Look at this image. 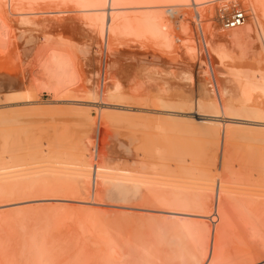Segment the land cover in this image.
Segmentation results:
<instances>
[{
    "label": "rangeland",
    "instance_id": "374dc122",
    "mask_svg": "<svg viewBox=\"0 0 264 264\" xmlns=\"http://www.w3.org/2000/svg\"><path fill=\"white\" fill-rule=\"evenodd\" d=\"M0 1L1 2L3 1L2 3L0 2L1 3L0 5L3 8H5L4 10H6L5 11L6 15L4 13L3 14L6 16V18H8L9 16V18L7 19L9 22L6 19H5V22L9 25V28L11 25H12L11 28L16 27V28H13V30L16 29L14 30L15 32L13 31V33H15V37H14L11 30L8 27L2 28L4 26L0 23V26L2 25L0 27V73H3L5 77H10V76L15 77L14 78L15 81L11 86L8 85L9 81L8 82L4 81V83L1 84L2 86H0V138L2 137L0 139V143H1L0 144V157H1V161H3L2 164H4L5 161H7L5 163L7 164L6 166H11L13 164H20L22 161L21 159L24 157L23 154L25 155L26 152L28 153L29 151H31L30 147L32 146L30 145H36L37 142L47 143L49 145L48 146L49 148H47L46 155L51 154V156L49 157L47 155L46 157V155H44L45 160L56 159L57 156L55 154L57 152L59 153L60 152L59 150L62 151L63 156L66 155L67 153L68 155L69 153H71L72 155L74 154L73 152H74L75 147L71 150L63 149L62 147H61L62 149H60L59 147L62 145H65L66 143L68 144L70 143L71 145L73 144V146H77V144L79 143V141L77 140H80L79 137L85 135V133L83 132H86L88 130L90 133L91 130H89V128H91L94 125L95 126L102 125L101 131H100L102 135L101 137H99L100 138L99 139V146H100L99 151H100V155L101 154L102 155L98 159L100 160L101 157L107 154L106 157L108 158L106 157L104 158H106L107 160L108 159L112 160V161L109 160L108 162L105 159L106 162L109 163V165L111 164L110 165L111 167L115 166V168L117 167L120 169H126V170H129L130 172H132L133 170L131 174L133 173L140 174L141 175L140 177L142 178H144L145 176L146 179L144 178V180L148 179V181H144L143 179L142 180L144 181V187L145 185L146 186L148 185L147 190L149 191V193H147L146 191L147 187L145 188V191H146L145 193L149 199L153 198L155 195H158V192L159 193L162 192L161 193L162 195L164 193V191L162 190H165V191L169 190V191L175 192L176 189L174 188L173 190L172 185L169 184L171 182L172 184H174V181H176L175 183L182 182L181 184L183 186L179 187L180 188L178 189L179 191L199 195L201 193H200V190L196 189V186L198 187L199 184H201L199 187L204 185V183L202 184L200 182H206L205 184H207L210 181L212 182L214 181L213 185H215L216 182L220 180L221 183L220 182L219 183L223 184L221 185L223 186L221 189H224L225 186L227 185L226 188L229 187L227 189L237 190L236 192L238 195H236V197H242L241 193L244 192L245 193L244 195L246 197H247V194H249L247 197L248 199L250 195H253L254 193L257 196L256 200L257 199H260V200H257L256 203H253V205L251 204V206H253V209H256L257 211H258V208L259 210L261 209L259 211L261 215L264 213L263 212L264 205L261 204V202L263 201L262 199L264 197L260 198L258 194L256 193V192H259V193L264 194V184H263L264 182V94H261V91L253 92V97H254V101H253L254 106H252L254 108L253 110L251 107L252 104L250 106L248 105V107L247 106L241 107L240 104L236 102L234 103V101H232L229 98L224 99V100L223 98H221L223 101L219 102L218 100H216L209 94L208 92L209 85H207L209 84L208 77L210 74L212 75V73L213 74L217 73L216 76L222 80L221 81L220 79H218V81L220 80L224 84H228L230 86L232 85L231 80L235 77H236L235 80L245 79L246 76H243V75H247V77L250 75L249 78L252 76L251 78L253 80L258 81L259 83L263 82L262 80L264 79H263V76L261 75L262 74L264 75V61H263L264 52L263 53L260 52L261 55L257 54L258 52L257 53L255 52L256 50L255 46L257 49L258 48L261 49V47L264 48L263 40H257L256 42H254V44H252V47L254 45L255 46L253 47L254 49L252 48L250 52L252 53L254 50L255 52L254 54H249L250 52H248L247 53L248 55L246 54V56L240 53L232 54L233 58L236 57L235 59H230V57L232 58V55L224 51L222 52L225 53V56L222 53H220L221 55L218 54L220 51H218L217 53V51L212 50V49H210V52H208L209 47L207 46L203 47L201 42L198 40L200 37L199 35L200 33H198V30L196 28L197 25L195 26V21L193 20V17H192L193 15L191 14L192 12V7H191L192 1L191 0H181V1L180 0H174V1L170 0L172 1V4L178 3L177 4L178 7L181 6L178 10H177L178 8L177 5L175 6V4H174L175 8H172L174 6L171 5V2L169 0H163V2L161 0H123V2L124 1L129 2V6L131 5V7L132 6L134 7L135 5L145 6L146 4L156 7V8L153 7L151 10L159 12L162 15L163 21L167 22V24L168 22H170L168 24L169 30H170L169 35L171 36L173 35V38H172L171 36L167 34L166 35L167 37L166 36L165 37L168 39L162 38V40L160 38L151 37L147 34L139 36V37L134 34L131 35V33L127 30V28L123 24L119 25L115 35H111L107 38H104L103 36L99 34V32L97 33L98 31L97 27L88 25L89 21H87L88 20L87 12L88 10H90V7H91L90 2L88 0H27L28 2L26 0L17 1L16 2L17 5L16 3H14L15 5L13 6L14 8L16 7L14 11L16 10L17 12L11 11L10 13H9L8 0L6 1L0 0ZM183 1H185V3H183ZM206 1L207 0H202V2H205V3L204 4L201 3L200 5V7L204 10L203 12H204L205 17L203 16L202 23H203L205 32L208 34L209 32L215 29L218 31L220 30L219 32L230 31L231 27L230 28L225 27L223 25V22L218 24L215 18H220V17L229 15V11L231 13L232 6H234L233 2H235V0L234 1L229 0V1H226L225 3L224 1H221L220 3H218L217 0H211L212 2L210 1V4H209V1L207 2L208 4L206 3ZM241 1H242L241 4L236 3L234 9L242 7L243 9L245 8L247 11V9H249L248 5H246L248 0H241ZM187 2H188V5H187ZM3 3L4 4L6 3L5 4L6 7H4L5 5ZM18 4H21L20 8H17L19 7ZM162 4L163 5L165 4L166 7L165 5L164 7L163 6L161 7ZM183 4L188 6L189 9L186 6L184 7ZM224 4L230 7H225ZM22 5L24 8L31 7L32 10L35 8L34 11H37L40 14V16H38L39 15L38 13L36 14L37 18L33 16L34 23L36 21V24L35 25L33 24V26L32 24H29L30 25L29 28H31V31L30 29L28 30V27L26 28L24 23H22L23 25L20 24L21 26L18 25L21 22V20H20V17H18V19L16 17L19 16V11L22 10L21 8H23ZM157 6H160L161 9H158ZM168 7H170L171 10L172 11L174 10V11L172 12L171 10H169ZM175 9H176V12H175ZM23 10L25 11V9ZM164 10H165V13H164ZM20 12H23V11H20ZM127 12H138V11L134 10V11H127ZM225 12L226 14H222ZM248 17L249 16L246 15L245 18L250 21V18L248 19ZM169 18L171 19L169 20ZM182 18L183 19L185 18V19L182 20ZM213 21H214V24L216 22L217 25L216 24L214 25ZM259 21H261L260 23H262V26L264 27V23H263L264 18H259ZM15 23H17V25ZM37 23L39 25H37ZM24 26L26 28V31H22V30H25ZM6 29L9 31V34H8V31H6ZM191 29H192V32H191ZM29 31L31 33L28 35L27 33H29ZM23 32H26V33L23 34ZM31 34L34 35L35 37L32 36ZM98 34L102 38H100ZM27 35L28 36L31 35L30 36L31 40H32V37H34V39L32 40L33 41L32 43H30L31 40L30 42L25 40V39H29ZM169 38L172 39V42L169 43L170 45L172 44L171 46L166 45L168 40L170 42ZM187 38L188 39L190 38L192 40L190 41V39L188 40ZM105 39H107V42ZM103 41H105L104 42L105 44L103 43ZM261 42L263 46L261 45ZM191 43H192V47L194 45L193 51H192L193 48L192 47L190 48ZM199 44H200V48H199ZM186 45L187 46L189 45V47H187ZM100 48L102 51H100ZM66 49L69 50L70 54L69 52L66 51ZM81 49L82 50L84 49L85 51L84 50L83 51L86 52V54H83L84 52L81 51ZM260 49L258 50L261 51ZM26 50L29 52H27ZM61 51L63 52L65 51L69 55L72 56L74 66L76 67V70L78 71L77 72L75 71L77 74V75L75 74L76 80L74 79L75 81L74 82L72 81L71 82L72 84H70L69 82V85L68 83L66 84L67 88L64 86H58V88L56 89L58 84L52 72L54 73L57 71L58 72H61V71L59 70L46 71L45 70L46 67L43 68V60L45 63V59L48 60L49 58L50 60V57H52L55 53H59ZM226 55H228L229 57ZM236 55L240 56L239 57L240 59ZM249 55L250 57L247 58ZM100 56H101L102 61L100 59ZM107 56L110 59H108ZM243 56H244V59H242ZM261 59H263L262 60L263 62L259 61ZM106 61H107V67L109 70L108 71V81L106 83L107 85L104 90V93H100V90L96 88L97 84L95 86V81L97 80H95L94 77H96L95 75L97 71L99 70L101 71L104 68V64ZM40 62L42 64V67L40 66ZM202 63L204 64V66ZM212 65L214 66V69H215V71L213 70L214 72H210V67H212ZM183 71H184V76H183L184 79L182 77ZM185 72L186 73L188 72L189 74L190 73L193 74V75L190 74L191 78H194L192 79V82L189 81L190 82L189 83L188 81H186L187 77L185 78L186 76ZM207 72L210 74H208ZM227 72L229 73L227 74ZM78 73L80 76L78 75ZM222 73H226L227 75L226 74L223 75ZM232 73L238 74L239 77L236 74L234 77V74ZM239 73H242V74L239 75ZM89 74L92 76H89ZM240 76L243 78H240ZM90 77H92V79L90 80L91 82L89 84L92 88L91 93H89L90 92L89 90H91V88L88 87L89 85L86 84L87 79H85V78H90ZM227 77L228 78L230 77L231 80H229L230 78L226 79ZM254 78H257V79H254ZM116 80H119V81H116ZM117 82H120L119 87L120 86L121 88L123 87L122 90L124 93L122 92V95L120 94L121 89H118L119 95L118 93L117 95H113V94H116L115 92L117 91V86H118ZM112 83H115L116 87L113 86L114 84L112 85ZM91 84L94 86H92ZM60 88H62L63 90ZM111 88H114L112 89L113 91L111 90ZM96 89L97 91H95ZM8 91L10 92V94H8ZM14 91H18L17 93H19L18 96L20 99L24 97V95L27 94L26 95L27 97H25L26 100L30 99V97H33L34 100H32L31 98V102H29L31 104H29V103H25L26 100L24 102V99L23 100L22 99L20 100L19 98L14 99L18 97V96L15 97V95L17 94H11V93H14ZM94 91L97 92V94L94 95L95 93ZM9 95L10 96L12 95L11 97L14 100L8 99V98H11ZM97 95L98 97H95L94 99V96H97ZM103 95L104 97L102 98ZM246 108H249L251 110L246 109ZM239 110L241 111V114ZM42 111H43V114H42ZM110 127L115 131H119V132H116L119 135V137L116 133L114 134V135H117L118 138L112 137L113 135L112 133H114L115 131L113 132L112 129L110 131L109 130ZM106 130L107 132L110 131L109 135H111L112 138L105 134ZM76 135H79V136L77 137ZM125 135H128V137ZM74 136L76 137L74 138ZM104 137L106 138V140L108 137L109 138L106 141ZM117 139L120 142L117 141ZM57 140H59L60 144L59 142H57ZM133 140H134V143H133ZM53 141L59 145L58 148L57 146H55L56 143H54ZM130 141L131 143H129ZM51 142H53L54 144ZM122 142H123V145H119L120 143L122 144ZM30 143H34V144H30ZM127 144L129 147L127 146ZM27 145H29L30 147ZM46 145H44V147H46ZM50 145L52 148L50 147ZM124 146H127L129 149H131L130 150L131 153L129 152L127 153ZM56 148L58 151L56 150ZM122 148L124 150H122ZM65 150L66 152H64ZM53 151L55 154L53 153ZM6 154L8 155V157ZM16 154L18 156H23V157H18ZM52 154L54 155L52 156ZM63 156H59L57 158L58 159L60 157L63 158ZM15 157L16 159L20 158V160L18 159V161L17 160L12 161L10 159V158L14 159ZM64 158L67 159L66 156ZM26 160L27 162H30V163L32 162L35 163L36 161L35 158H32L29 155H25V159H23V161H26ZM25 163L22 162L21 164H25ZM34 163L31 164L32 165L31 167L29 166V163H28L27 169H29V171L31 169L30 172H34L38 168L37 169L38 171L40 170L42 173H44L43 170L48 171L47 170L48 169L47 167H49L48 165L50 166L53 165V163H45V166H44V163L43 164H34ZM38 166H40V168ZM140 170H143L144 172ZM200 170L202 173L200 172ZM142 174H144V176H142ZM162 175L164 176V178ZM201 175L203 176L201 177ZM209 177L211 178L208 179ZM47 178H50V180ZM51 178L53 179V177H51L50 175L48 176L42 175V177L38 178L40 180L37 179V181H54V179L51 180ZM202 178H204V180ZM55 181H57V183L59 182L60 184L56 183L54 187L53 186L52 188L48 187V188H51L50 189L51 191L48 193L52 194L51 195L52 198H50V196L48 198V196H46L45 193L41 192L43 190L42 188L43 186L40 187L41 183L40 185L39 184L37 185V187H40V189L38 188L39 190H41L42 188V190L40 191L41 194H45L42 197L43 198L42 201L40 202L39 201L37 202L33 196L34 195L33 191H35L36 188H34V186L33 188L29 187L31 189L29 190V188H27L28 185L26 187L25 184H23L25 186L21 184L20 187L23 186L25 187V189H28V190H25L22 187H21L22 189L17 188L19 185L18 186L15 185L14 190L10 189L14 192L16 197H14V194L11 192L10 194L14 198L10 197L11 198L10 199L9 198L10 194H8V198L10 200L17 198V200L15 199V201L14 200L11 201L12 203L11 202L7 203L8 205L5 206V204L3 203H5L7 199H5L4 201V198H0V200H3V202L0 204L1 205L0 212L1 211L4 213H6L7 211L9 212V214L7 213V216H6L7 217L6 221L8 222L6 223L5 220H3L5 223L0 222L2 224L1 225L2 228H0V246H2V248L0 247V258L3 259L4 261L6 260L5 261L7 262L6 264H11V262H14L13 259L17 258L19 255H22L23 247H20V246L23 245L24 242L23 244L19 242L23 241V240L21 241V238H22L21 236L23 235V232L25 234V231H26L25 229H22L23 227L26 229H30V228L35 229L37 227L39 228V226L38 225L36 226V224L42 223L41 225L46 226L49 223L47 222V220L50 221L51 219V221L55 220L54 221L55 223H53L54 224L53 228L55 229H53V231L57 230V232H61V231H66V230L68 231L71 229L74 230V228L78 229L79 225L82 226V223L80 224V222L85 221L83 220V218L85 217L84 215H87L88 210H89L87 209V211H85L86 210L85 208L87 207L89 208V206H86V203L85 204L83 203L84 204L83 205L82 202H83V199H85L84 201H86V197L85 198L83 197L85 194L89 195L90 190L85 192L81 189L82 185L80 186V184L78 185L77 183H75L77 185H74V182L66 183L65 181L67 180H57L56 179ZM167 181H170V182L168 183V185H165V182ZM194 182L196 183L198 182L196 186ZM222 182H225L227 184L222 183ZM64 183L68 188L64 185ZM70 183L72 184L69 185ZM220 184L217 186L220 187ZM211 185L212 184H209V185L207 184V186H209L210 189H213L214 186L212 187ZM216 185L215 187L217 189L218 187ZM58 186L60 188H58ZM61 186L64 188L61 189ZM185 186L186 188L188 187L186 190L184 189ZM233 186H235L237 189ZM11 188H13V185ZM150 188L151 190H149ZM17 189L20 191H18ZM58 189L60 190L65 189V190L63 192V191H59ZM195 189L198 190L199 192L193 191ZM216 189L214 188L213 190H215V192L213 191V194L210 193L209 195L211 194L218 195L219 189L218 190ZM53 190L55 191V193ZM25 191H27V194L24 193ZM70 192H73V193H70ZM204 192L205 193L201 195H206L209 193L206 191ZM248 192H251V193H248ZM21 193L22 194L24 193L23 196L20 195ZM68 193L70 194L67 195ZM78 193L82 197L79 196ZM26 195L28 196L27 197L28 200L29 199L31 200L30 197L32 195L33 201L32 200L28 201L26 199ZM58 196L60 198H64L65 196L66 197L68 196V197L67 199L65 197L64 200L63 199L61 200L59 198L60 199L59 200ZM44 197H46L45 200H44ZM246 197L243 196V198L245 199ZM50 199L51 201L54 200L55 202L54 201L51 202ZM18 200H20V202H18ZM58 201L60 203H58ZM51 203H54V204H51ZM257 203L258 205H256ZM50 205H53V208ZM33 206L36 209L32 208ZM61 206L63 209L61 208ZM80 207H82L84 211H82L83 209L82 208L80 209ZM38 208H39V211H38ZM77 208H79L80 209L79 211H81L79 213L80 218L78 217V214H77L79 212ZM17 209L21 211L17 212L18 211ZM50 209L51 210L53 209V211H50ZM54 209L57 211H55ZM58 209L59 210L62 209L63 211L69 210L68 212L70 214L67 212V215L69 214L68 215L69 217L66 215V212H64L65 214L64 213L62 214L63 211L61 210L58 211ZM99 209L113 211L114 213L112 212V215L113 214L115 215H113L112 218L114 220L121 218L119 216H122L123 213L132 212V211L121 209L119 207L115 208V207L101 206V208ZM10 210L12 212H10ZM29 210H30V214L32 212L34 213L35 211L37 213L35 212V215H32L33 214L32 213L31 216L29 215V217L25 218L26 219V222H25L26 227H25V225H23V222L25 221V219L22 218V220L20 219L19 221V218H21V216L23 217L28 216ZM41 210H44V211H41ZM73 211L76 216L75 218L73 216L74 215ZM53 212L54 213L60 212L62 218L58 217L60 216V213H58L57 215V214H53ZM10 213L11 214L13 213V214L11 215ZM14 213L16 216H14ZM46 213L47 214L49 213L50 217L51 215H54V216L56 215V219H52V218H55L53 216L51 218L47 217L49 216V214L47 215ZM18 214L21 216L18 217ZM8 215H10L9 218H8ZM64 215L66 216V218ZM77 217L78 219H76ZM69 218L71 220V223L72 221L74 222L73 225L70 223ZM263 218H264V214L261 216V219H260V229L258 230V234L260 235L258 236L259 240H258V237H256L257 240L253 239L252 241L249 238L248 239L246 238V241H245V237H248V236L246 235L245 232H244L245 235H243L244 234L243 231L242 233H240L241 231L240 232L238 231L241 229L240 224L234 225L237 229H235L233 225L230 226V229H229V226L223 227L224 229H228L232 232L236 230L235 234L234 233L233 234L238 236L237 239L239 241V242L237 241V243L229 244L230 246L231 244H233L231 246V248H233L232 250L229 246H226V248L228 249L227 256H226L227 258L223 260L222 262L223 264H231V263L232 264H264V249H263L264 248V219ZM79 219H81V221ZM77 220H78V223H77L78 225L76 224ZM38 221L40 222L38 223ZM97 222L99 226L101 227L102 226L101 221L99 223V221L97 220ZM200 222L205 223L204 220H200ZM214 223L215 224L218 223V226H219L220 222L219 220H216V222L214 221ZM27 224L29 225V227ZM75 224L77 225V227H75L76 226ZM104 224L105 223H103L102 230H104V232L112 236L118 232V229H120L115 224H110L108 222L105 225ZM207 224H209L208 227L211 228L212 230L213 222L208 221ZM218 226L216 225V227ZM38 228L35 230L37 231ZM124 228H127V229H124ZM124 228L122 227L121 230L124 234H126V231L128 232V227H124ZM221 228H222V225H221ZM231 228L232 229L234 228V229L231 230ZM242 228L244 229V227ZM6 231H8V233H6ZM28 231L29 230H27L26 233ZM33 231L31 230L30 232H33ZM240 236L242 237V239ZM5 237L7 239H5ZM243 240L244 242L242 243L241 241ZM260 243L263 244L261 245L262 248L258 247L260 246ZM9 246L10 248H8ZM62 246L66 247L67 245L66 246L62 245ZM17 251H20V252H17ZM15 252H17L18 254L17 257L14 254ZM235 252H237V254L240 255V257L238 255V258H239L238 261L236 258L234 259L235 256L233 257V253L234 255H236ZM229 253L232 255H230ZM12 254L14 256H11ZM21 257L19 256L15 261L20 260L19 258ZM7 258L11 262H9ZM228 258L230 259V261L232 259V262H230ZM3 260H1L2 264H4ZM248 260L249 261L251 260V261L249 262ZM19 262L17 261V264ZM14 264L16 263L14 262Z\"/></svg>",
    "mask_w": 264,
    "mask_h": 264
},
{
    "label": "bare ground",
    "instance_id": "6f19581e",
    "mask_svg": "<svg viewBox=\"0 0 264 264\" xmlns=\"http://www.w3.org/2000/svg\"><path fill=\"white\" fill-rule=\"evenodd\" d=\"M6 1V0H5ZM17 1H24V0H8L9 2V13L12 11H14V8L13 6L15 5L14 3H16ZM27 1V0H26ZM90 2V10H88L87 12V15H88V25L90 26H95L97 27L98 31L97 33L99 32V34L101 36H103L104 38H107L111 35H115L116 34V31H117V28L119 27V25L123 24L127 30L131 33V35H136V36H142V35H149L151 37H154V38H160L162 40V38L164 39H168L166 38L167 34L169 35V26L168 24L170 22H164L163 21V18H162V15L159 13V12H156V11H153L151 10L154 6L152 5H139V6H132L131 5L129 6V2H123V0H88ZM163 2V0H161ZM170 1V0H169ZM174 1V0H173ZM181 1V0H180ZM192 2V12L191 14L193 15V20L195 21V26L198 30V33H200V37H199V41L201 42L202 46L205 47H209V51L210 52V49L212 50H215L217 51H220L218 54L222 53L224 56H225V53H223L222 51L224 52H227L229 54H237V53H240L242 55H245L250 52L252 50V48L255 46L252 47V44H254V42H256L257 40H263V45H264V27L262 26V23H260L261 21H259V18H264V0L261 1V0H248L247 1V4L248 5V8L247 11L246 9L244 8V10L246 11V15L249 16L248 19L250 18V21L247 20L246 18L238 25V26H234V27H231L230 28V31L228 32H219L218 30H212L211 32H209L208 34L205 32L204 30V26H203V16H204V10L200 7L201 3H205V2H202V0H191ZM209 1V4H210V1L211 0H207L206 3ZM221 1H224V3L226 1H229V0H217L218 3H220ZM234 1V0H233ZM1 2V1H0ZM3 2V1H2ZM1 2V3H2ZM28 2V1H27ZM149 2V1H148ZM171 2V5L174 6V4H172V1ZM169 2V3H170ZM190 2V1H189ZM212 2V1H211ZM240 2V3H239ZM0 3V4H1ZM22 3V2H21ZM88 3V2H87ZM142 3V1H141ZM165 3V2H164ZM183 3H185V1H183ZM214 3V2H213ZM216 3V2H215ZM229 3V2H228ZM234 3V6H232V9H234L236 3L238 4H241L242 1L241 0H235ZM4 4V3H3ZM2 4V5H3ZM6 4V3H5ZM4 4V5H5ZM31 4V3H30ZM166 4V3H165ZM164 4V5H165ZM178 4V3H177ZM175 4V6L177 5ZM208 4V3H207ZM8 5V4H7ZM17 5V3H16ZM24 5V4H23ZM22 5V7H23ZM125 5V6H124ZM164 5L162 4L161 7ZM169 5V4H168ZM167 5V6H168ZM181 5V3H180ZM179 5V6H180ZM184 7L186 6L185 4H183ZM187 5H188V2H187ZM216 5V4H215ZM221 5V4H220ZM228 5V4H227ZM231 5V4H230ZM19 7L17 8H20L21 7V4H18ZM33 6V5H32ZM86 6V5H84ZM127 6V7H126ZM171 6V7H172ZM172 7V8H175ZM225 7H230V6H226V4H224ZM239 6V5H238ZM6 7V5L4 6ZM13 7V8H12ZM88 7V6H87ZM158 9H161L160 6H157ZM166 7V5H165ZM178 7V5H177ZM181 7V6H180ZM178 7L177 10L180 8ZM188 7V6H186ZM212 7V6H211ZM215 7V6H213ZM244 7V6H243ZM84 8V7H83ZM89 8V7H88ZM135 8V9H134ZM156 8V7H154ZM169 10H171L170 7H168ZM209 8V6H208ZM221 8V7H220ZM242 8V7H241ZM5 8H3L1 5H0V23L4 26L2 28H9V25L5 22V19L7 20L9 18H6V10H4ZM7 9V8H6ZM22 10L20 11H23V12H20L19 11V16H17L16 18L18 19V17H20V20L21 22H17L19 23L18 25L24 23V25L26 26V28L28 27V30L30 29L31 31V28H29V24H33L35 25L36 24V21L34 23V20H33V16H35L37 18V11H34V9L32 10L31 7H23L21 8ZM25 9V11L23 10ZM189 9V7H188ZM219 9V8H218ZM19 10V9H17ZM138 11V12H127V11ZM140 10V11H139ZM222 10V9H221ZM8 11V10H7ZM16 11V10H15ZM14 11V12H15ZM39 11V10H38ZM161 11V10H160ZM163 11V10H162ZM167 11V10H166ZM172 11V10H171ZM174 11V10H173ZM172 11V12H173ZM17 12V11H16ZM168 12V11H167ZM170 12V11H169ZM171 12V13H172ZM175 12H176V9H175ZM211 12V11H210ZM5 15H4V14ZM86 13V12H85ZM164 13H165V10H164ZM163 13V14H164ZM15 14V13H14ZM39 14V13H38ZM43 14V13H42ZM222 14H226L225 13H222ZM228 14V13H227ZM230 11H229V15H230ZM18 15V14H17ZM86 15V16H87ZM175 15V14H174ZM173 15V16H174ZM12 16V15H10ZM14 16V15H13ZM40 16V14L38 15ZM172 16V15H171ZM220 16V15H219ZM34 17V19H35ZM170 17V16H168ZM205 17V16H204ZM187 18V17H186ZM171 18H169L170 20ZM185 19V18H184ZM182 18V20H184ZM190 19V18H189ZM206 19V18H204ZM219 23L223 22L222 18H215ZM168 20V19H167ZM247 20V21H246ZM8 21V20H7ZM17 21V20H16ZM172 21V20H171ZM9 22V21H8ZM86 22V21H85ZM192 22V21H190ZM263 22V21H262ZM17 23H15L17 25ZM39 23V21H38ZM37 23V25H39ZM264 23V22H263ZM28 26H27V25ZM211 24V22H210ZM213 24H214V21H213ZM216 24V22H215ZM214 24V25H215ZM1 25V26H2ZM14 25V24H13ZM23 25V24H22ZM180 25V24H179ZM189 25V23H188ZM217 25V24H216ZM0 26V27H1ZM12 26V25H11ZM10 26V30L13 34V36L15 37V33H13L14 29L13 28H16V27H12L11 28ZM21 26V25H20ZM24 26V28H25ZM191 26V25H190ZM213 26V25H211ZM210 27V26H209ZM23 28V29H24ZM26 28L25 30H22V31H26ZM33 28V27H32ZM35 28V26H34ZM173 28V26H172ZM212 29V27H211ZM20 30V29H19ZM27 30V31H28ZM210 30V29H209ZM3 31V30H2ZM6 31H8L6 29ZM29 31V33H27L28 35L31 33ZM34 31V30H33ZM187 31V30H186ZM207 31V30H206ZM15 32V31H14ZM191 32H192V29H191ZM2 33V32H1ZM7 33V32H6ZM26 32H23V34H25ZM128 33V32H127ZM173 33V32H171ZM179 33V32H178ZM177 33V34H178ZM8 34H9V31H8ZM35 34V33H34ZM42 34V33H41ZM98 34V35H99ZM129 34V33H128ZM5 35V34H4ZM20 35V34H19ZM27 35V36H28ZM32 35V34H31ZM30 35V36H31ZM99 35V37H100ZM180 35V34H179ZM188 35V34H187ZM2 36V35H1ZM12 36V35H11ZM10 36V37H11ZM12 36V37H13ZM28 36L29 39H25L27 41L30 42L31 40V37ZM34 36V35H32ZM166 36V37H165ZM171 36V35H169ZM7 37V35H6ZM35 37V36H34ZM34 37H32V40L34 39ZM173 38V35L171 36ZM190 37V36H189ZM22 38V37H21ZM44 38V37H43ZM102 38V37H100ZM191 38V37H190ZM189 38V39H190ZM16 39V38H15ZM37 39V38H36ZM170 39V38H169ZM183 39V38H182ZM188 39V38H187ZM188 39V40H189ZM17 40V39H16ZM31 40L30 43H32L33 41ZM106 42H107V39H105ZM185 40V38H184ZM192 39H190L191 41ZM41 41V40H40ZM195 41V40H194ZM198 41V42H199ZM105 41H103L104 43ZM172 42V39H170V42L168 40L167 42V46L170 45L169 43ZM28 43V42H27ZM26 43V44H27ZM194 43V42H193ZM15 44V42H14ZM101 44V43H100ZM105 44V43H104ZM112 44V43H111ZM256 44V43H255ZM25 45V44H24ZM33 45V44H32ZM63 45V44H62ZM92 45V44H91ZM172 45V44H171ZM170 45V46H171ZM190 45V44H189ZM189 45L187 47H189ZM261 45H262V42H261ZM262 45V46H263ZM64 46V45H63ZM103 46V44H102ZM109 46V45H108ZM2 47V46H1ZM6 47V46H5ZM22 47V46H21ZM32 47V46H30ZM67 47V46H66ZM101 47V46H100ZM105 47V46H104ZM192 47V43H191V46L190 48ZM4 48V47H3ZM27 48V47H26ZM34 48V47H32ZM31 48V50H32ZM56 48V47H55ZM65 48V47H64ZM82 48V47H81ZM189 48V49H190ZM192 51L194 50V45L192 47ZM196 48V47H195ZM199 48H200V44H199ZM29 49V48H28ZM96 49V47H95ZM104 49V48H103ZM108 49V48H107ZM205 49V48H204ZM254 49V48H253ZM255 52L259 55L260 52H264V48L261 47L258 48L260 49L261 51H259L256 46H255ZM61 50V49H60ZM64 50V49H63ZM84 50V49H83ZM81 49V51H83ZM89 50V49H87ZM98 50V49H97ZM111 50V48H110ZM201 50V49H200ZM206 50V49H205ZM27 51V50H26ZM67 52H69L68 49H66ZM80 51V52H81ZM85 51V50H84ZM83 51V52H84ZM99 51V50H98ZM100 51L101 48H100ZM99 51V52H100ZM109 51V50H108ZM199 51V50H198ZM29 52V51H27ZM57 52V51H56ZM67 52H59V53H55L52 57H50V60L48 58V60L45 59V63H44V60H43V68L46 67V71H61V72H52L53 76H55L54 78H56V81H57V87L56 89L58 88V86H64L66 87L67 83L69 85V82L70 84H72L71 82L75 81L76 80V77H75V74L78 70H76V67L74 66V62L72 60V56L69 55ZM110 52V51H109ZM254 50L253 52L249 53V54H254L255 53ZM82 53V52H81ZM88 53V51H87ZM91 53V52H90ZM105 53V52H104ZM51 54V53H50ZM83 54H86V52H84ZM98 54V53H97ZM100 54V53H99ZM102 54V52H101ZM109 54V53H108ZM228 54V55H229ZM104 55V54H103ZM221 55V54H220ZM226 55V56H228ZM248 55V54H247ZM219 56V55H217ZM216 56V57H217ZM230 56V55H229ZM228 56V57H229ZM235 56V55H234ZM238 56V55H236ZM4 57V56H3ZM10 57V56H9ZM108 57V56H107ZM240 56H238L239 58ZM250 55L247 57L249 58ZM253 57V56H252ZM25 58V57H24ZM236 57L233 58V55H232V58L230 57V59H235ZM100 59H101V56H100ZM108 59H110L108 57ZM220 59V58H219ZM218 59V60H219ZM240 59V58H239ZM244 59V56L243 58ZM143 60V59H142ZM206 60V59H205ZM223 60V59H222ZM263 59L259 60L261 62ZM102 61V59H101ZM176 61V60H175ZM7 62V61H6ZM111 62V61H110ZM211 62V61H210ZM220 62V61H219ZM109 63V62H108ZM207 63V62H206ZM224 63V62H223ZM203 64V63H202ZM2 65V64H1ZM38 65V64H37ZM167 65V64H166ZM221 65V64H219ZM218 65V66H219ZM40 66L42 67V64L40 62ZM39 66V67H40ZM77 66V65H76ZM172 66V65H171ZM204 66V64H203ZM201 67V66H200ZM206 67V66H205ZM220 67V66H219ZM42 68V69H43ZM175 68V67H174ZM223 68V67H222ZM226 68V67H225ZM4 70V69H3ZM99 70V69H98ZM215 69H214V66L212 65V67H210V72H214ZM250 70V69H249ZM41 71V70H40ZM39 71V72H40ZM76 71V72H75ZM108 67H107V61L105 62L104 64V68L100 71H94L96 72V77L95 80V86L98 90H100V93H104V90L106 88V83L108 81ZM152 71V70H151ZM225 71V70H224ZM227 71V70H226ZM231 71V70H230ZM254 71V70H253ZM261 71V70H260ZM11 72V71H10ZM75 72V73H74ZM92 72V73H94ZM147 72V71H146ZM205 72V71H204ZM218 72V71H217ZM232 72V71H231ZM251 72V71H250ZM41 73V72H40ZM49 73V72H48ZM57 73V74H55ZM186 73V72H185ZM208 73V72H207ZM221 73V72H220ZM229 72H227L228 74ZM9 74V72H8ZM22 74V73H21ZM191 74V73H190ZM188 72L185 74V78H186V81H191L192 82V79L194 78H191V74L190 75ZM204 74V73H203ZM206 74V73H205ZM210 74V73H208ZM223 75L226 74V73H222ZM226 74V75H227ZM234 74V77H235V74L236 73H232ZM242 73H239V75H241ZM23 75V74H22ZM41 75V74H40ZM77 75V74H76ZM79 75V73H78ZM150 75V74H149ZM189 75V76H188ZM199 75V74H198ZM207 75V74H206ZM217 73L213 74L212 75L210 74L209 77H208V83L207 85H209V88H208V92L209 94L215 98L216 100H218L219 102H222L224 99H231L232 101H234V103H238L241 105V107L243 106H247L248 105L250 106L251 104V107L254 106L253 104V101H254V97H253V92L255 91H261V94H264V80H262L263 82L259 83L258 81L256 80H253L251 77L249 78V76L247 77V75H243V76H246L245 79H236L233 78L231 80V75L229 78L227 77L226 79H229L232 81V85H228V84H224L223 82H221L222 80L216 76ZM238 76V74H236ZM10 76V75H9ZM34 76V75H33ZM46 76V75H45ZM80 76V75H79ZM85 76V75H84ZM89 76H92L89 74ZM184 76V71L182 73V77ZM208 76V75H207ZM219 76V75H218ZM229 76V75H228ZM261 76H263V79H264V75L262 74ZM38 77V76H37ZM87 77V76H86ZM239 77V76H238ZM14 78L13 76H10V77H5L3 73H0V86H2L1 84L4 83V81H9L8 85H12L14 83ZM32 78V77H31ZM44 78V77H43ZM48 78V77H47ZM52 78V77H51ZM93 78V79H94ZM190 78V79H189ZM240 78H243L240 76ZM34 79V78H33ZM75 79V80H74ZM85 79H89L88 81L86 80V84H90V80L92 79V77L90 78H85ZM111 79V78H110ZM184 79V77H183ZM189 79V80H188ZM218 79H220L218 81ZM254 79H257V78H254ZM260 79V78H259ZM40 80V79H39ZM55 80V79H54ZM79 80V79H78ZM93 81V80H92ZM116 81H119V80H116ZM21 82V81H20ZM89 82V83H88ZM93 83V82H92ZM116 83V82H115ZM115 83H112L113 86H115ZM118 83V86H117V91L115 92L116 94H113V95H117L118 93V89H121L120 91V94L122 95V92H123V87L121 88V86L119 87V83L120 82H117ZM190 83V82H189ZM24 84V83H23ZM94 84V83H93ZM205 84V83H204ZM92 85V84H91ZM111 85V86H112ZM73 86V85H72ZM94 86V85H92ZM110 86V85H109ZM186 86V85H185ZM54 87V86H53ZM88 87L91 88V86L89 85ZM116 87V86H115ZM119 87V88H118ZM67 88V87H66ZM10 89V88H9ZM25 89V88H24ZM62 89V88H60ZM97 89L95 91H97ZM108 89V88H107ZM114 89V88H111V90ZM207 89V88H206ZM63 90V89H62ZM204 90V88H203ZM11 91V90H10ZM61 91V90H60ZM67 91V90H66ZM91 93L92 91V88L91 90H89ZM94 91V92H95ZM113 91V90H112ZM16 92V93H15ZM18 91H14V93H11V94H17L15 95L18 96L19 93H17ZM20 92V91H19ZM31 93V92H29ZM61 93V92H60ZM124 93V92H123ZM8 94H10V92L8 91ZM97 94V92L94 93V95ZM27 95V94H26ZM26 95H24V97H22L21 99L23 100L24 99V102L26 100L25 97H27ZM56 95V94H55ZM59 95V94H58ZM90 95V94H89ZM112 95V96H113ZM119 95V93H118ZM4 96V95H3ZM10 96V95H9ZM12 96V95H11ZM10 96V97H11ZM30 96V95H29ZM111 96V95H110ZM149 96V95H148ZM64 97V96H63ZM72 97V96H71ZM95 97H98L97 96H94V99ZM104 97V95L102 96V98ZM5 98V97H4ZM14 98V97H13ZM18 97L14 98V99H18ZM31 98L32 100L33 97H30V99L26 100L25 103H29L31 102ZM223 98V100L221 99ZM8 99H11V100H14L11 98H8ZM20 99V98H19ZM20 99V100H21ZM36 99V98H35ZM65 99V98H64ZM214 99V100H215ZM221 99V100H220ZM213 100V101H214ZM19 101V100H17ZM188 101V100H187ZM202 101V100H201ZM97 102V101H96ZM21 103V102H20ZM24 103V104H25ZM199 103V102H198ZM197 103V104H198ZM31 104V103H29ZM223 104V103H222ZM232 104V103H231ZM256 104V103H255ZM261 104V103H260ZM200 106V105H199ZM213 106V104H212ZM21 107V106H20ZM34 107V106H33ZM218 109V108H217ZM220 109V108H219ZM238 109V108H237ZM246 109H249V108H246ZM252 109L254 110V108L252 107ZM47 110V109H46ZM241 110V109H240ZM239 110V111H240ZM251 110V109H249ZM260 110V109H259ZM262 110V109H261ZM242 111V110H241ZM241 111H240V114H241ZM246 111V110H245ZM244 111V112H245ZM30 112V111H29ZM249 112V111H248ZM247 112V113H248ZM251 112V111H250ZM258 112V111H257ZM74 113V112H73ZM243 113V112H242ZM246 113V112H245ZM17 114V113H16ZM42 114H43V111H42ZM115 114V113H114ZM239 114V113H238ZM49 115V114H48ZM52 115V114H51ZM85 115V114H84ZM122 116V115H121ZM8 117V116H7ZM99 124V123H98ZM13 126V125H12ZM101 127L102 125H99V126H92L91 128H89L90 133L89 131L87 130L86 132H83L85 133V135L83 136H80V140H77L79 141V143L77 144V146H73V144L71 145L70 143H66L65 145H62L60 146L59 148L60 149H74V154L71 155V153H68L66 155L63 156L62 154V151L59 150L60 152L58 153H53L59 157V156H63V158L66 156L67 159H63V158H57L54 159V160H45V156L46 153H47V148H49L48 144L47 143H40V142H37L36 145H30L32 147H30L31 151H29L27 154L25 153V155H29L30 157L32 158H35L36 161L34 164H43L44 163V166H45V163H53V165H48L49 167H47L46 169L48 171H44V173H42L40 170V172L36 169V171L34 172H30L29 169H27L28 167V163H29V166L31 167L32 163L30 162H27L26 161H23V159H25V155L23 154V156H17L18 157H23L21 160V163H25V164H13L11 166H6L7 164H5L7 161L3 163V161H1V157H0V198H4V201L5 199L6 202L3 203L6 205H8L7 203H10L11 201H15V199L17 200V198L13 199V200H10L12 197L11 196V192L14 194V192L12 190H14V186H18L17 188H24L23 186L28 185L27 188L31 187L33 188H36L35 191H33V196L35 198V200L38 202L42 201V197L46 194V196H50V198H52V194L48 193L50 192L52 186L54 187V185H56L57 181H55L56 179L57 180H67L65 181L66 183L68 182H74V185H79L81 186V189L85 192L89 191L90 190V194L89 195H84L83 198L86 197V201H84L85 199H83V202L82 204L86 203V206H89V208H85L87 211L88 210V214L87 215H84L85 217L83 218V221L84 223L81 221V219H79L81 222L80 224L82 223V226H78V229L74 228V230H66V231H61V232H57V230L53 231V226L55 223L54 221H51V217H55V218H52V219H56V215H51L50 217V214L49 216L47 217H50V221L47 220V222H49L46 226L45 225H41L38 221L39 224H36V226L38 225L39 228L38 230L36 231L35 229H26V228H22V229H25L26 231L29 230L27 233L25 231V234L23 232V235L21 236V241L22 242H19L21 244H24L21 245L20 247H23V251H22V255H19L21 258H19L20 260H17L19 263L18 264H223V260L225 258H227V251L228 249L226 248V246H229L231 248V246L233 244H231V246L229 245L230 243H237L238 239H237V235H234L235 234V231L234 230L233 232L228 230V229H224L223 227L226 226L228 227L229 226V229H230V226H234V225H237V224H240L241 225V229L238 230L240 233H243L245 232L246 235L248 237H245V241H246V238L250 239L253 241V239L257 240L256 237L260 236L258 234V230L260 229V219H261V216L264 214V210L262 215L259 213V208H258V211L256 209H253V206H251V204L253 205V203H256L257 200H260V199H257V196L253 193V195H250V197L247 199L248 195L247 194V197L244 195L245 193L242 192L241 195L242 197H236L237 194V190H234V189H227L229 187L225 188L224 189H221L223 186V184H220V180L216 182L217 185L220 184V187H218L216 184V186L218 187L216 189L215 185H213L214 181H210L208 182L207 184H212L211 186L218 190L219 191V194L217 195H212L213 194V191L215 192V190L213 189H210L209 186H207V184H205L206 182H200V183H204L203 186L199 187L201 184H199V186L197 187V183H195V186H196V189L200 190V193L203 194L205 193L204 191L206 192H209L208 194L206 195H195V194H192V193H185V192H181L179 191L178 189H180L179 187H182L183 185L181 183H175L176 181H174V184L169 183L170 181H167L165 182V185H168V183L170 185H172V188L174 190V188L177 190H175V192L173 191H169V190H162L164 191V193L161 195V193L158 192V195H155L153 198H148L146 196V191L147 193H149V191L147 190L148 189V185L144 187V181H148L147 180H144L145 176L144 174H142V176H144V178L140 177L141 175L140 174H137V173H133V170L132 172H130L129 170H126V169H120V168H115L114 167H111L109 165V163L106 162V155H104L103 157L100 158V160L98 159L101 155H100V149H99V137H101ZM234 127V126H233ZM157 128V127H156ZM111 127H110V131H111ZM230 129V128H229ZM75 130V129H74ZM105 131V130H104ZM110 131L105 132V134L109 137H111V135H109ZM112 131L114 132L115 130L112 129ZM116 132H119V131H115L114 133H112V137H117V133ZM117 134V135H114V134ZM64 135V134H63ZM71 135V134H70ZM77 137L79 135H76ZM74 136V138L76 137ZM105 136V137H107ZM128 137V135H125ZM4 137V136H3ZM9 137V136H8ZM104 137V138H105ZM108 137V138H109ZM111 137V138H112ZM119 137V135H118ZM117 137V138H118ZM2 138V137H1ZM0 138V139H1ZM5 138V137H4ZM16 138V137H15ZM13 138V139H15ZM25 138V137H24ZM78 138V139H79ZM107 138V140H108ZM140 138V137H139ZM204 138V137H203ZM29 139V138H28ZM120 139V138H119ZM129 139V138H128ZM127 139V140H128ZM131 139V138H130ZM195 139V138H194ZM40 140V139H39ZM56 140V139H55ZM72 140V139H71ZM106 140V138H105ZM106 140V141H107ZM113 140V139H112ZM132 140V139H131ZM5 141V139H4ZM19 141V139H18ZM117 141H119L117 139ZM123 141V140H122ZM129 141V140H128ZM127 141V142H128ZM13 142V141H12ZM32 142V141H31ZM34 142V141H33ZM44 142V141H42ZM54 142V141H53ZM51 142V143H53ZM57 142H59V140H57ZM120 142V141H119ZM163 142V141H162ZM11 143V141H10ZM56 143V142H54ZM53 143V144H54ZM131 143V141L129 142ZM133 143H134V140H133ZM166 143V142H165ZM1 144V143H0ZM21 144V143H20ZM30 144H34V143H30ZM47 144V145H46ZM60 144V142H59ZM75 144V145H76ZM119 144V143H118ZM164 144V143H163ZM8 145V144H7ZM15 145V144H14ZM17 145V144H16ZM44 145H46V147H44ZM119 145H123V142L122 144L120 143ZM3 146V145H2ZM10 146V145H9ZM57 148H58V144L56 143ZM107 146V145H106ZM128 146V144H127ZM127 146H124L125 147V150L127 151V153H131L130 150ZM28 147V148H29ZM51 147V145H50ZM62 147V148H61ZM131 147V146H130ZM6 148V147H5ZM26 148V147H25ZM52 148V147H51ZM50 148V149H51ZM55 148V147H54ZM56 148V150H57ZM129 149V151H128ZM25 150V149H24ZM55 150V152H56ZM119 150V149H118ZM122 150H124L122 148ZM2 151V150H1ZM50 151V150H49ZM52 151V150H51ZM58 151V150H57ZM73 151V150H72ZM14 152V151H13ZM31 152V153H30ZM66 152V150L64 151ZM68 152V151H67ZM52 153V152H50ZM108 153V152H107ZM124 153V152H122ZM181 153V152H180ZM5 154V153H4ZM52 154V156L54 155ZM184 154V152H183ZM182 154V155H183ZM7 155V154H6ZM5 155V156H6ZM13 155V154H12ZM48 155V154H47ZM46 155V157H47ZM49 157L51 156L48 155ZM110 156V155H109ZM126 156V155H125ZM131 156V155H130ZM3 157V156H2ZM8 157V155H7ZM92 159H91V158ZM106 157V158H104ZM176 157V156H175ZM180 158V157H179ZM4 159V158H3ZM12 161H18V159L20 160V158H17L16 157L13 159V158H10ZM106 159V160H105ZM8 160V159H7ZM112 161L111 159H108L107 161L109 162ZM120 160V159H119ZM127 160V159H126ZM30 161V160H29ZM134 161V160H132ZM9 162V161H8ZM117 162V161H116ZM182 162V161H181ZM14 163V162H13ZM19 163V162H18ZM111 163V162H110ZM136 163V162H135ZM158 163V162H157ZM161 163V162H160ZM185 163V161H184ZM155 164V163H154ZM193 164V163H192ZM146 165V164H144ZM194 165V164H193ZM41 166V165H40ZM40 166H38L40 168ZM161 166V165H160ZM37 167V166H35ZM165 168V167H164ZM197 168V167H196ZM34 169V168H33ZM35 170V169H34ZM151 170V169H150ZM197 170V169H196ZM135 171V170H134ZM140 171H143V170H140ZM139 171V172H140ZM180 171V170H179ZM183 171V170H182ZM199 171V170H198ZM138 172V171H137ZM144 172V171H143ZM196 172V171H195ZM201 172V170H200ZM199 173V172H198ZM202 173V172H201ZM139 176H137V175ZM43 176H48L50 175L51 177H53L54 181H37V179L39 177H42ZM250 175V174H249ZM163 176V175H162ZM200 176V175H199ZM203 175H201L202 177ZM206 176V175H205ZM208 176V175H207ZM147 177V176H146ZM150 177V176H149ZM194 177V176H193ZM197 177V175H196ZM195 177V178H196ZM200 177V178H201ZM215 177V176H214ZM45 178V177H44ZM155 178V177H154ZM164 178V176H163ZM211 177H209L208 179H210ZM50 180V178H47ZM51 178V180H53ZM144 181H143V180ZM146 179V178H145ZM151 179V178H149ZM204 180V178H202ZM207 179V180H208ZM30 180V181H28ZM40 180V179H38ZM46 180V179H45ZM69 180V181H68ZM180 180V179H179ZM201 180V179H200ZM206 180V181H207ZM209 181V180H208ZM22 182V183H21ZM43 182V184H42ZM151 182V181H149ZM180 182V181H179ZM212 182V183H211ZM220 182V183H219ZM227 182V181H226ZM230 182V181H229ZM234 182V181H233ZM263 182V181H262ZM20 183V184H18ZM41 183V185H40ZM45 183V185H44ZM77 183V184H75ZM159 183V182H158ZM163 183V182H162ZM222 183H225V182H222ZM241 183V182H240ZM23 185L20 187V185ZM40 185L43 186V190L40 187H37V185ZM57 184H60L59 182ZM63 184V182H62ZM61 184V185H62ZM72 183H70L69 185H71ZM148 184V183H146ZM151 184V183H150ZM184 184V183H183ZM190 184V183H189ZM188 184V185H189ZM227 184V183H225ZM229 184V183H228ZM264 184V182H263ZM13 185V188H11ZM65 185V183H64ZM68 185V184H67ZM68 185V186H69ZM164 185V184H163ZM162 185V186H163ZM169 185V186H170ZM185 185V184H184ZM192 185V184H191ZM206 185V186H205ZM244 185V184H243ZM261 185V184H260ZM66 186V185H65ZM157 186V185H156ZM190 186V185H189ZM205 186V187H204ZM210 186V187H211ZM253 186V185H252ZM48 187H51V188H48ZM67 187V186H66ZM71 187V186H70ZM147 187V188H146ZM203 187V188H202ZM211 187V188H212ZM235 187V186H233ZM260 187V186H259ZM263 187V186H262ZM21 188V189H22ZM39 188V189H38ZM56 188V187H55ZM58 188H60L58 186ZM64 187L61 186V189H63ZM68 188V187H67ZM145 188H146V191H145ZM188 188V187H187ZM186 186H185V190L187 189ZM195 188V187H194ZM236 188V187H235ZM12 189V190H10ZM78 189V188H77ZM80 189V190H81ZM183 189V190H184ZM193 190V191H198V190ZM237 189V188H236ZM257 189V188H256ZM18 190V189H17ZM25 190H28V189H25ZM29 190H31L29 188ZM33 190V189H32ZM59 191H63L64 190H60L58 189ZM79 190V191H80ZM151 190V188L149 189ZM182 190V189H181ZM189 190V189H188ZM187 190V191H188ZM191 190V189H190ZM234 190V191H232ZM240 190V189H239ZM261 190V189H260ZM16 191V190H15ZM20 191V190H18ZM42 193H45V194H41ZM54 191V190H53ZM169 191V192H168ZM203 191V192H201ZM23 192V190H22ZM68 192V191H67ZM76 192V191H75ZM166 192V193H165ZM199 192V191H198ZM240 192V191H239ZM20 193V192H19ZM24 193L27 194V191H25ZM23 193V194H24ZM29 193V192H28ZM52 193V192H51ZM55 193V191H54ZM59 193V192H57ZM70 193H73V192H70ZM70 193H68L67 195H69ZM151 193V192H150ZM194 193V192H193ZM210 193H212L211 195H209ZM248 193H251V192H248ZM258 194V196L261 198L264 197V194L263 193H259V192H256ZM8 194H10L9 198H8ZM23 194L21 193L20 195L23 196ZM31 194V193H30ZM29 194V196H30ZM66 194V193H65ZM79 194V193H78ZM215 194V193H214ZM222 194V195H221ZM260 194V195H259ZM263 194V195H262ZM17 195V194H16ZM31 195V200L33 201V196ZM59 195V194H58ZM61 195V194H60ZM56 196V195H55ZM53 196V197H55ZM63 196V195H62ZM61 196V197H62ZM78 196V195H77ZM79 196H81L79 194ZM240 196V194H239ZM246 197L245 198H243ZM14 197L15 194H14ZM12 197V198H14ZM27 195H26V199H27ZM66 197V196H65ZM64 197V198H65ZM68 197V196H67ZM66 197V199H67ZM73 197V196H72ZM71 197V198H72ZM82 197V196H81ZM20 198V197H19ZM18 198V199H19ZM24 198V197H22ZM21 198V199H22ZM60 197L58 196V199ZM64 198H60L61 200ZM74 198V197H73ZM41 199V200H39ZM46 199V197H44V200ZM59 199V200H60ZM79 199V198H77ZM76 199V200H77ZM24 200V199H23ZM22 200V201H23ZM28 200V199H27ZM30 200V199H29ZM28 200V201H29ZM30 200V201H31ZM43 200V202H44ZM48 200V199H47ZM46 200V201H47ZM263 200V201H262ZM261 201V204L264 205V198L262 199ZM26 201V200H25ZM35 201V202H36ZM51 201V199H50ZM49 201V203H50ZM54 201V200H53ZM51 201V202H53ZM57 201V199H56ZM70 201V200H69ZM78 201V200H77ZM81 201V200H79ZM3 202V200H0V204ZM18 202H20V200H18ZM24 202V201H23ZM36 202V203H37ZM42 202V203H43ZM55 202V201H54ZM12 203V202H11ZM16 203V202H15ZM35 203V204H36ZM48 203V202H47ZM58 203H60L58 201ZM64 203V202H63ZM88 203V205H87ZM21 204V203H20ZM28 204V203H26ZM34 204V203H33ZM46 204V203H45ZM51 204H54V203H51ZM83 204V205H84ZM17 205V204H16ZM30 205V203H29ZM61 205V204H60ZM64 205V204H63ZM67 205V204H66ZM74 205V204H73ZM81 205V206H83ZM258 205V203L256 204ZM1 206V205H0ZM4 206V205H2ZM14 206V205H13ZM21 206V205H20ZM52 206L53 208V205H50ZM49 206V207H50ZM56 206V205H55ZM65 206V205H64ZM63 206V207H64ZM79 206V205H78ZM101 206H105V207H119L121 209H124V210H128V211H132V212H126V213H123L122 216H119L121 218H118L117 220H114L112 218L113 214L112 215V212L113 211H108V210H102V209H99L101 208ZM27 208V206H26ZM34 209H36L34 206L32 207ZM41 208V207H40ZM48 208V207H47ZM51 208V207H50ZM59 208V207H58ZM62 208V206H61ZM68 208V207H67ZM75 208V207H74ZM82 207H80L81 209ZM16 209V208H15ZM14 209V210H15ZM20 209V208H18ZM17 209V210H18ZM30 209V208H29ZM32 209V210H34ZM46 209V208H45ZM56 209V208H55ZM54 209V210H55ZM63 209V208H62ZM62 209H60L61 211H63ZM78 211L80 210L79 208H77ZM83 209V208H82ZM31 210V209H30ZM30 210L28 211L29 214L28 216H21L18 214V217L21 216V218H19V221L20 219L22 220L25 219L26 217H29V215L31 216V213L30 214ZM58 209V211H60ZM74 210V209H73ZM4 211V210H3ZM21 210H18L17 212H19ZM38 211H39V208H38ZM41 211H44V210H41ZM50 211H53V209ZM57 211V210H55ZM54 211V212H55ZM69 211V210H68ZM67 210L63 211L62 214L64 212H66V215H67ZM76 211V210H75ZM77 211V212H78ZM84 211V209L82 210ZM10 212H12L10 210ZM14 212V211H13ZM16 212V214H17ZM36 212V211H35ZM35 212L32 214V215H35ZM53 214H57L60 213V212H56ZM81 211H79L77 214H78V217L80 218V213ZM4 212H0V222L1 223H5L3 220L6 221V216H7V213L9 214V212L7 211L6 213ZM37 213V212H36ZM45 213V212H44ZM43 213V214H44ZM69 213V212H68ZM72 213V212H71ZM74 213V211H73ZM114 213V212H113ZM11 214V213H10ZM13 214V213H12ZM11 214V215H12ZM25 214V213H24ZM22 214V215H24ZM26 214V215H27ZM47 214V213H46ZM47 214V215H48ZM65 214V213H64ZM70 214V213H69ZM68 214V215H69ZM84 214V213H82ZM86 214V213H85ZM41 215V214H40ZM67 215V216H68ZM73 215V214H71ZM117 215V213H116ZM10 215H8V218H9ZM14 216L15 213H14ZM13 216V217H14ZM39 216V214H38ZM65 216V215H64ZM63 216V218H64ZM74 218L76 217L75 216V213H74ZM12 217V218H13ZM33 217V216H32ZM44 217V216H43ZM59 218H62L61 216V213H60V216H58ZM57 217V219H58ZM69 217V216H68ZM78 217L76 219H78ZM82 217V216H81ZM15 218V217H14ZM66 218V216H65ZM117 218V217H116ZM215 218V220H214ZM11 219V218H10ZM17 219V218H16ZM31 219V218H30ZM29 219V220H30ZM36 219V218H35ZM41 219V218H40ZM43 219V218H42ZM45 219V218H44ZM75 219V220H76ZM264 219V218H263ZM46 220V219H45ZM65 220V219H64ZM63 220V221H64ZM67 220V219H66ZM70 220V218H69ZM97 220L101 221V225L103 226V223H110V224H115L117 225L118 228V232L116 234H114L113 236L112 235H109L107 234L106 232H104V230H102V226L100 227ZM200 220H204L205 223H201ZM216 220H219V226H218V223H214V221L216 222ZM12 221V220H11ZM33 221V219H32ZM36 221V220H35ZM34 221V222H35ZM44 221V220H43ZM58 221V220H57ZM68 221V220H67ZM208 221H212L213 222V228L211 230V228L208 227L209 224ZM263 221V220H262ZM8 221H6L7 223ZM26 219L25 221L23 222V225H25L26 223ZM31 222V221H29ZM28 222V223H29ZM37 222V221H36ZM65 222V221H64ZM0 223V228L1 227V224ZM22 223V222H21ZM46 223V222H45ZM52 223V224H51ZM66 223V222H65ZM69 223V222H68ZM70 223H71V220H70ZM73 221H72V225H73ZM78 223V220L76 222V224ZM44 224V222H43ZM62 224V222H61ZM75 224V225H76ZM104 224V225H105ZM6 225V224H5ZM28 225V224H27ZM41 225V226H40ZM56 225V224H55ZM65 225V224H64ZM78 225V224H77ZM77 225L75 227H77ZM84 225V226H83ZM216 225L218 227H216ZM221 225H222V228H221ZM51 226V227H49ZM4 227V226H3ZM26 227V225H25ZM29 227V225H28ZM35 227V226H34ZM69 227V226H68ZM124 228V227H128V232L126 231V234H124L121 230V228ZM238 227V226H237ZM244 227V229L242 228ZM72 228V227H71ZM235 229H237L235 226H234ZM233 228V229H234ZM124 229H127V228H124ZM231 228V230H233ZM6 230V228H5ZM12 230V229H11ZM33 231V232H30V231ZM130 230V231H129ZM15 231V230H14ZM5 232V231H3ZM263 232V231H262ZM6 233H8V231H6ZM234 233V234H233ZM245 233L243 235H245ZM21 234V233H20ZM112 234V233H111ZM7 235V234H6ZM242 235V234H241ZM9 236V235H8ZM15 236V235H14ZM25 237V238H24ZM241 237V236H240ZM244 237V236H243ZM2 238V237H1ZM10 238V237H9ZM12 238V237H11ZM15 238V237H14ZM20 238V237H19ZM262 238V237H261ZM260 238V239H261ZM5 239H7L5 237ZM242 239V237H241ZM3 240V239H2ZM11 240V239H10ZM16 240V239H15ZM258 240H259V237H258ZM13 241V240H12ZM17 241V240H16ZM251 241V242H252ZM239 242V241H238ZM242 243L244 242L241 241ZM255 242V241H254ZM5 243V242H4ZM9 243V241H8ZM12 243V242H11ZM18 243V242H17ZM249 243V242H248ZM247 243V244H248ZM257 243V242H256ZM262 243V242H261ZM260 243V248L261 244ZM246 244V245H247ZM250 244V243H249ZM7 245V244H6ZM17 245V244H16ZM62 245H67L66 247L62 246ZM259 245V244H258ZM236 246V244H235ZM2 248V246H0ZM228 247V248H229ZM10 248V246L8 247ZM4 249V248H3ZM20 249V248H18ZM233 248H231L232 250ZM235 249V248H234ZM241 249V248H239ZM264 249V248H263ZM10 250V249H8ZM17 250V249H16ZM15 250V251H16ZM244 250V249H243ZM5 251V250H4ZM3 251V252H4ZM14 251V250H13ZM12 251V253H13ZM17 252H20V251H17ZM17 252H15V256L17 257ZM239 252V251H238ZM249 252V251H248ZM7 253V252H6ZM5 253V254H6ZM236 255H234L233 253V257L234 259L236 258L237 261H238V255L237 252H235ZM243 253V252H241ZM3 254V253H2ZM21 254V253H19ZM230 254V253H229ZM262 254V252H261ZM232 255V254H230ZM243 255V254H242ZM241 255V256H242ZM11 256H14L13 254ZM10 256V257H11ZM18 256V257H19ZM255 256V255H254ZM4 257V256H3ZM7 257V256H6ZM5 257V258H6ZM8 257V258H10ZM17 257V258H18ZM232 257V256H231ZM230 257V258H231ZM232 257V258H233ZM240 257V255H239ZM244 257V256H243ZM242 257V258H243ZM7 258V259H8ZM15 258V257H14ZM17 258L13 259V261L17 264V261H15ZM12 259V258H11ZM229 259V258H228ZM233 259V260H234ZM244 259V258H243ZM249 259V257H248ZM3 259L0 258V263L2 264V261ZM9 260V259H8ZM7 260V261H8ZM4 261V260H3ZM6 261V260H5ZM4 261V264H6L7 262ZM230 261V259H229ZM228 261V262H229ZM249 261V260H248ZM251 261V260H250ZM249 261V262H250ZM9 262H11L9 260ZM8 262V263H9ZM14 262H11V264H14ZM225 262V261H224ZM232 262V259L231 261ZM229 262V263H230ZM247 262V261H246ZM232 264V263H231Z\"/></svg>",
    "mask_w": 264,
    "mask_h": 264
},
{
    "label": "built area",
    "instance_id": "2783aa9c",
    "mask_svg": "<svg viewBox=\"0 0 264 264\" xmlns=\"http://www.w3.org/2000/svg\"><path fill=\"white\" fill-rule=\"evenodd\" d=\"M246 17V11L243 8H235L230 15L221 17L225 27L238 26Z\"/></svg>",
    "mask_w": 264,
    "mask_h": 264
}]
</instances>
